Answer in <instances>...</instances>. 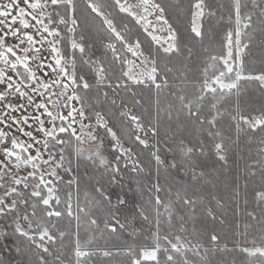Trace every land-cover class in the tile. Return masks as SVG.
<instances>
[{
  "label": "snow or ice",
  "instance_id": "snow-or-ice-1",
  "mask_svg": "<svg viewBox=\"0 0 264 264\" xmlns=\"http://www.w3.org/2000/svg\"><path fill=\"white\" fill-rule=\"evenodd\" d=\"M12 251L264 264V0H0Z\"/></svg>",
  "mask_w": 264,
  "mask_h": 264
},
{
  "label": "trees",
  "instance_id": "trees-1",
  "mask_svg": "<svg viewBox=\"0 0 264 264\" xmlns=\"http://www.w3.org/2000/svg\"><path fill=\"white\" fill-rule=\"evenodd\" d=\"M220 26L217 25V29L219 30ZM226 30V26L225 29ZM222 36H223V32L222 31H218V34L214 36L213 41H212V46L216 49L219 50L220 46H221V42H222ZM207 43V41H206ZM2 255L7 256L9 259H12L13 257H15V253L14 251L12 252H7V253H0Z\"/></svg>",
  "mask_w": 264,
  "mask_h": 264
}]
</instances>
